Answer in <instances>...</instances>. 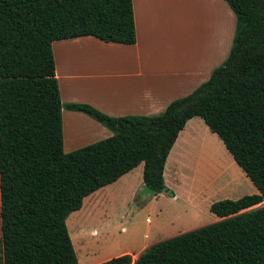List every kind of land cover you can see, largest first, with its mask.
Segmentation results:
<instances>
[{"label":"trees","instance_id":"1","mask_svg":"<svg viewBox=\"0 0 264 264\" xmlns=\"http://www.w3.org/2000/svg\"><path fill=\"white\" fill-rule=\"evenodd\" d=\"M234 16L222 63L156 116L110 117L62 105L51 44L92 37L135 42L131 0H0V264H77L65 221L85 197L142 163L157 196L166 157L199 118L256 190L220 200L219 220L97 264H264V0H223ZM111 135L62 151L61 109ZM168 194V193H167Z\"/></svg>","mask_w":264,"mask_h":264},{"label":"crops","instance_id":"2","mask_svg":"<svg viewBox=\"0 0 264 264\" xmlns=\"http://www.w3.org/2000/svg\"><path fill=\"white\" fill-rule=\"evenodd\" d=\"M188 1L190 6L185 16L183 14L180 17L174 31L167 21V14L171 12L174 0H131L135 35L133 45L104 43L89 36L53 42L51 51L61 104H87L110 117L156 116L171 101L191 93L217 67L212 59H216L222 42L220 38L215 41L212 53L204 55L202 63L197 65L192 60L193 56L185 53V26L196 39L204 32L199 27L202 12L209 11L211 20L215 17L221 27H229L228 40L231 43L234 16L231 11L233 17L226 11L223 0ZM153 25H157L159 29L153 30ZM209 30L212 29L209 27ZM222 57L220 56L218 65L223 61ZM193 119L188 120L179 131L165 160L162 177L170 195L161 193L155 197L169 195L171 200L181 198L185 204V197H179V190L176 189L178 185L185 187V147L188 140L193 138ZM61 124L62 147L66 151L78 149L111 135L86 115L65 108L61 109ZM172 154V164L167 168ZM133 173L138 182L133 188L128 185L132 196L142 184V163L107 186H113L120 181L129 183L130 180L132 183ZM138 190L135 194H138ZM187 200L191 202L193 199ZM83 203L82 201L81 207ZM193 210L196 211L195 208ZM218 220L214 216L209 221L214 223ZM206 223L207 221L202 222L201 226ZM90 234L96 237L98 232L93 229ZM149 245L151 244L142 246L135 254L122 252L114 257L130 254L135 259ZM108 259L110 258L95 263L90 260L79 263L77 259V264H97Z\"/></svg>","mask_w":264,"mask_h":264},{"label":"rangeland","instance_id":"3","mask_svg":"<svg viewBox=\"0 0 264 264\" xmlns=\"http://www.w3.org/2000/svg\"><path fill=\"white\" fill-rule=\"evenodd\" d=\"M223 5L232 16L224 2ZM189 6L188 0H174L172 10L167 14L172 30L176 31L180 17L183 14L185 16ZM208 12H202L199 27L204 32L196 39L185 26V53H190L194 63L199 65L204 55L212 53L214 42L220 38V52L216 59H212L215 66H219L222 63L217 64L220 56H223L222 60L227 56L229 27H221L215 17L211 20ZM209 27L211 31H208ZM157 29L159 27L153 25V30ZM207 62L208 59L206 67ZM191 127L194 129L193 138L188 140L185 147V187L178 185L176 189L179 190V197H185V204L183 199L174 201L169 195L141 197L135 194L139 186L131 196L129 186L132 185L133 188L138 182L134 179L135 173L132 174V183L130 180L129 183L120 181L97 190L92 196L84 198L81 209L71 213L65 221L79 263L83 260L99 262L122 252L135 254L146 244L202 227V222L211 224L209 220L214 216L209 213L208 207L213 202L236 200L244 195L257 193L218 138L207 130L203 122L194 118ZM62 151L70 152L63 147ZM173 156L174 154L171 155L167 168L171 166ZM188 198L193 200L189 202ZM262 205L264 200L255 208ZM93 229L98 232L96 237L90 234Z\"/></svg>","mask_w":264,"mask_h":264},{"label":"water","instance_id":"4","mask_svg":"<svg viewBox=\"0 0 264 264\" xmlns=\"http://www.w3.org/2000/svg\"><path fill=\"white\" fill-rule=\"evenodd\" d=\"M163 193H165V194L168 193L170 195L168 190H164ZM138 195L141 197H149L152 195V192L147 187L141 185L139 190H138Z\"/></svg>","mask_w":264,"mask_h":264}]
</instances>
